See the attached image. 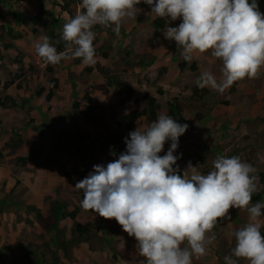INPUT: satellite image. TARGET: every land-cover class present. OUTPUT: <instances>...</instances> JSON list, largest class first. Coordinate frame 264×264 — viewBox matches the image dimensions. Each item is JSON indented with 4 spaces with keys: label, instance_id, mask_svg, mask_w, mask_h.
<instances>
[{
    "label": "crops",
    "instance_id": "crops-1",
    "mask_svg": "<svg viewBox=\"0 0 264 264\" xmlns=\"http://www.w3.org/2000/svg\"><path fill=\"white\" fill-rule=\"evenodd\" d=\"M136 7V16L123 22L118 35L114 33L119 38L115 43L109 42L106 48L101 49L104 46L103 43L108 41L105 39L97 42L94 47L97 63L90 67L87 80L84 81L82 77L85 67L82 62L76 64L73 63V59H68L64 61L61 68L56 69L57 72V70L68 68L71 78L72 75L75 76L63 86V91H61L63 92V104H59L62 105L60 109L57 104H53L57 97H53L44 104L41 101H44L43 98L35 97L32 102L33 108L29 111L28 116H25V112L21 110L0 109V115L4 116L0 117V122L3 123L4 128L9 132L17 131L24 141V145L14 153L5 149L4 157L0 161V200L2 201L0 204L2 210L0 212V250L2 247H7L12 252L5 258V264H12V260L15 261V264H23L22 252L32 243L40 248V252H45L40 247L42 245L41 235L44 234L42 228L35 222L32 212L28 211L27 218H25L26 214L23 209L30 205L44 212L48 203L43 202L41 197L49 196L51 199H56L59 191H62L63 194L60 193L58 199L67 204L69 211L78 208L75 219L77 222L92 228H98L101 225L102 228V232H99L95 237L102 241L99 246H94L93 242H90L94 246L90 249L91 245L82 243L73 249V259L71 261L62 259L61 264H131V243L137 244L135 238L124 232L122 226L114 218H104L101 221V216L98 214L84 211L80 206L83 193L76 190L74 186L93 171V165H106L114 159L110 155V148L117 154L125 151L126 145L123 141L131 132L127 127L130 119L121 123L120 127H117L116 124L129 113H126V109L129 111L136 109L135 99H141L147 94L154 97L159 104L160 113L158 115L167 113V99L179 98L183 104V120L177 122L186 123L189 127L185 134L179 138V147L174 153H182V157L177 161L180 174L187 168L189 162L193 167H197L188 169L189 176L194 171L206 174L211 170L213 162L218 157H226L227 153H229L227 157H233L243 156V153L251 151L252 157L255 160L258 159L259 165L264 164V119H262L264 117V67H261L256 78L245 77L235 82L224 93L206 88L209 91L207 97L190 100L192 85H195L196 79L202 72L210 71L218 81L222 79V63L212 57L209 50L203 54L194 53L192 61L187 62L188 67L193 63L197 65L196 72H191L188 68L181 71L179 64L182 61V49L177 48L175 41L170 42L163 36V32L167 30L166 20L163 18L164 27L157 33L152 22L158 17L150 13L151 6L141 3ZM180 22L178 19L169 26H178ZM129 29H131L130 32ZM126 38L130 39L128 46H125ZM128 47L130 48L128 49ZM97 49L99 50L97 51ZM111 49L113 53H111ZM103 53L112 55L103 57ZM116 53H121L122 58L120 57L119 66H116L115 70L112 68L111 62L118 59ZM140 58H144L143 68L149 62L148 60H153V63L149 67H145L146 69L136 67L135 64L140 61ZM39 60L37 59V63ZM127 62L130 66L124 68ZM42 65L44 66V64ZM97 65L107 69L111 78L116 79L115 85L107 86L105 84L104 78L97 70ZM55 77L58 79L56 73ZM112 83L114 84L113 81ZM73 87L79 92L81 91L82 95L89 94L92 104L99 107V120L95 126L86 123L83 117L67 104L71 102ZM126 87H130L134 91L133 99L126 100L123 105L119 106L120 100H125L124 88ZM180 87L182 91H180ZM151 89L155 92H149ZM159 90L163 92L162 95L158 93ZM11 92L9 89L8 93L13 95ZM117 93H120V96ZM154 93H158V95L155 96ZM179 93L184 95V98H181ZM18 95L21 97L27 95L28 97L29 93L24 91L23 95L20 93ZM158 96L164 101L165 107L159 102ZM214 98H217L219 102L222 101V105L219 103V106L216 105L211 109L210 102ZM195 103L197 105L199 103L200 109H195ZM65 107H69L75 114L69 112ZM109 107L115 109L107 111ZM45 108L47 109L45 110ZM198 113L201 116L204 115L199 120L195 118ZM12 115L16 117L14 121L17 125L8 127L7 122L3 119L9 116L12 121ZM30 119L33 120L31 123ZM150 124L145 116H140L133 122L132 131L138 126L143 130ZM79 132L85 137L81 138L82 136L78 135ZM60 134L65 137L73 134L76 140L69 142L66 139H61ZM9 139L10 136L5 137L4 142ZM39 142H41L44 155L48 158L49 164L46 169H36L32 162L21 166L14 161L17 157H25L28 149ZM169 143L165 144L164 152L160 153L161 156L167 151ZM231 143L235 145L232 151H230ZM237 144H240V147ZM246 162L248 163L247 160ZM62 170L64 171L62 172ZM256 189L261 190L262 188ZM75 192L78 194L74 197ZM72 196L74 199L71 198ZM22 202L24 203L23 207L20 205ZM261 203L264 204V201ZM21 214L22 216H20ZM228 215L231 216V220L226 221L224 218H219L214 228L206 234L209 239L206 244V255L202 257L209 258V254H211V259L216 262L217 260L225 261L222 254H227V248L229 249L235 241L233 233L248 222L249 216L246 209L235 208H230ZM72 223L71 220L61 223L62 227L67 230V239L70 237L69 230ZM260 223L264 225V216L260 218ZM222 236L224 237L222 238ZM46 239L48 238L45 237ZM126 246L130 247L129 250ZM221 249L222 253L219 252ZM121 254H129V256L122 257ZM50 259V254L47 253L42 259L43 262L36 261V264H47Z\"/></svg>",
    "mask_w": 264,
    "mask_h": 264
},
{
    "label": "clouds",
    "instance_id": "clouds-1",
    "mask_svg": "<svg viewBox=\"0 0 264 264\" xmlns=\"http://www.w3.org/2000/svg\"><path fill=\"white\" fill-rule=\"evenodd\" d=\"M141 3L166 20L164 39L176 42L184 61L210 50L222 63V79L204 71L195 81L199 89L224 93L245 77L256 78L264 67V14L258 0H81V11L63 25L62 39L70 51L58 52L42 35L34 42L35 53L46 65L80 58L85 66H94L93 28L114 25L118 35ZM178 19V26H169ZM188 127L160 114L143 130L138 126L131 131L125 151L117 154L110 148L114 159L93 165L75 184L83 193L81 208L114 218L137 241L142 264H193V258L206 255V234L219 218L231 220L230 208L246 209L248 222L233 233L235 246L225 264H239L240 259L264 264V204L249 206L257 190L255 168L238 156L218 157L206 174L194 171L189 176L188 169L197 168L191 162L180 174L177 161L182 153H174Z\"/></svg>",
    "mask_w": 264,
    "mask_h": 264
},
{
    "label": "trees",
    "instance_id": "trees-1",
    "mask_svg": "<svg viewBox=\"0 0 264 264\" xmlns=\"http://www.w3.org/2000/svg\"><path fill=\"white\" fill-rule=\"evenodd\" d=\"M7 1L8 0H0V6L3 9L4 8L6 9V11L4 13H1L0 16L3 17L7 15L8 17H10L11 21L13 22V26L7 25L6 28L0 27V65L6 58V55L3 54L1 48L3 47L7 51L14 52L17 50L15 41H19V39L23 37L22 32H19L17 27L29 28L31 29V32L34 34L37 33V31H39L38 28H40L44 31V35H47L49 37V42L57 48L58 52L70 51L69 49L66 48V42L62 39L63 25L69 22L70 19L76 15V13L73 10L75 7H78L79 11H81L80 8L81 0H58V2H55V0H37V9L35 10V13L31 16L13 8L12 4L6 3ZM45 1L51 2L53 8L51 7L50 9H48L44 4ZM72 5L73 7L71 9ZM57 8H59V11L57 10ZM152 24L155 29V32L158 33V30L160 29L162 30L164 27V20L163 18H157L152 22ZM112 27H114V25ZM112 27L105 28L103 26L97 25L93 28V31L94 33L107 34L111 32ZM4 35L9 37L11 40L9 41L4 40ZM97 37L100 40L101 36L98 35ZM98 38H96V40H98ZM103 48L104 46L101 47V49ZM98 50L99 49H97V51ZM127 54H129V52H127ZM102 55L103 57L109 56L108 53H103ZM21 58L22 55L17 58V63L19 65L22 62L21 60H23ZM40 61L41 63L44 64V69L40 70L38 81H41L45 75L52 74V76L48 79L47 88L40 86L39 89L34 92V94L30 93L28 97L27 95L21 97L18 94L10 95V93H8L9 89H11V87L15 85L14 80H11L9 82L0 81L1 110H8V109L21 110L25 112L24 113L25 116H28L29 111L33 108L32 102L34 101L35 97L43 98L45 101L48 102L53 97H58L59 96L58 94L61 91H63V88L59 85V80L55 77V73H56V69H59L63 66L65 60H62L58 65H46L41 59ZM143 61L144 58H140V61H138L135 64L136 67H140L144 69L145 67L147 68L153 63V60H148L149 62L146 63L145 67L143 68V64H144ZM73 63L76 64L81 63V59L73 58ZM125 64L127 65H125L124 68L130 66L128 62ZM96 67L98 72L104 78L105 84L107 86L115 85L116 79L114 77L111 78L112 76L108 74L107 69L98 65ZM30 68L31 70L33 69V67ZM187 68L191 72L197 71V65L195 63H193L190 67H188L187 62L184 61L182 58V61L179 64V69L181 71H184ZM90 70L91 68L89 66H85L82 72L83 74L89 73L88 71ZM22 72L26 73V70ZM112 81L114 82V84L112 83ZM72 86H74V84H72ZM124 91H125V100L121 99L119 102V106L123 105L126 100L133 99L134 91L132 90V88L126 87L124 88ZM80 92L73 87V92L71 96L72 97L71 109L73 111L78 112L83 117L86 123H88L91 126H95L99 120V113H98L99 107L92 104V98L89 96V94L85 93L82 95ZM158 93L160 95L163 94L161 90H159ZM117 94L120 96V93ZM208 95H209V91L207 89L205 88L199 89L195 85L192 88V94L190 100L193 98L202 99L204 97H207ZM141 101H143V107L139 109L138 106L136 107L135 110H131L128 114H126L122 119H120L117 122L116 124L117 127H120L121 123H123L127 119H130V122L128 123L129 125L127 127L128 130L132 131L133 122L140 116L147 117L149 123H152L154 120H156L158 116V111L160 110V106L157 103L156 99L147 94L143 96L141 99H135L134 103L137 105ZM60 104H63V100H61ZM182 105L183 104L179 98L167 99L168 111L166 115H170L172 118L176 119L177 121L183 120ZM112 109L115 108L109 107L107 111L109 110L111 111ZM203 116L204 115L201 116V114L198 113L195 115V118L199 120ZM32 121L33 120L30 119V123ZM78 135L82 136L81 138L85 137L81 132H79ZM7 136L8 137L10 136V139L9 141L4 142V138ZM59 137L61 139H66L69 142L71 141L75 142L76 140V137L73 134H70V136H66V137L63 134H60ZM23 145H24V141L18 135V132L7 131L4 128L3 123L0 122V161L4 157L3 151L5 149H9L10 153H14L17 149L21 148ZM14 161L21 166H26L27 163L32 162L36 169H46L49 164L48 158L44 155L43 150L41 148V142L30 147L25 157H17ZM63 171L64 170H62V172ZM257 179L259 184H261L262 189L256 190V192L253 193L252 201L250 202V205L255 204L257 202L261 203L262 201H264V173L258 174ZM47 203H48L47 208L44 212H42L39 209H35L33 206L28 207L29 208L28 211L34 214L35 222L42 228L44 232V234L41 235L42 245L40 247H42L45 250V252H40L39 251L40 248L33 244L28 245L22 252L23 264H36L38 261L43 262L42 259H44V256L47 255V253L50 254L51 257L50 261L47 262V264H61L62 259H67L68 261H71L73 259L71 253L73 251L72 249L76 248L82 243H88L90 246V240H92V237H97V234L99 232H102L101 225L98 228H95L94 230V228L92 227H88L77 222L75 219L78 213V208H74V210L69 211L67 204L60 199H54V200L51 199ZM23 204H24L23 202L20 203L22 207ZM0 212H2L1 209ZM103 219L104 217H101V221ZM67 220H71L73 222L72 227L69 230L70 231L69 239L66 238L65 232L67 230L65 229V227H62L61 225L62 222ZM27 223L30 224L29 221H27ZM262 233H264V227H262ZM45 237L48 238L46 239L47 241L45 240ZM232 249L231 251H229V253L232 252ZM11 253L12 252L10 249H8L7 247H2L0 250V264H5V258ZM37 256H38V260H37ZM11 263L15 264V261L12 260Z\"/></svg>",
    "mask_w": 264,
    "mask_h": 264
},
{
    "label": "rangeland",
    "instance_id": "rangeland-1",
    "mask_svg": "<svg viewBox=\"0 0 264 264\" xmlns=\"http://www.w3.org/2000/svg\"><path fill=\"white\" fill-rule=\"evenodd\" d=\"M55 2H58V0H55ZM6 3L12 4L13 8H15V9L21 11V12H24V13H26L29 16L33 15L35 13V10L37 9V0H8ZM44 4H45V6L48 9H50L52 7V3L51 2L45 1ZM258 5H259V11L262 14H264V1L263 0H258ZM72 7H73V5L71 6V9H72ZM57 10L59 11V8H57ZM73 10L77 14V12L79 11V8L78 7H75ZM5 11H6V9L5 8L3 9L0 6V14L1 13H4ZM7 25L13 26V22L11 21V18L8 17L7 15H5L3 17L0 16V27L6 28ZM17 29L19 30V32H22V34H23V37L20 38L19 41H15V45L17 47V50L13 52V51H7L3 47L1 48L3 54L6 55V58L1 63V65H0V81L1 82H9L11 80H14L15 85L12 87V89H10L12 91L11 93H13V94H15L17 92V94L20 93V94L23 95L24 94V91L26 93H29V94L30 93H33L34 94V92L36 90H38L40 86H42L44 88H47V86H48V79L52 76V74L45 75L41 81H38L39 74H40V70L41 69H44V66L42 65L43 63H41V61L39 60V57L36 55L35 49H34L33 45H34V42L37 41L40 36L44 35V31L42 29L38 28L39 31H37V33L34 34V33L31 32V29H29V28L17 27ZM130 31H131V29H129V32ZM98 35L101 36L100 37V41H103V40L106 39L108 42L115 43L119 39V38H117L115 36L114 32L112 31V28H111V32L110 33H107V34H105V33L104 34L95 33V39H94L95 41H93L94 47L97 44V42H99V38L97 37ZM130 36H128V37H130ZM96 38H98V40H96ZM4 40L9 41L11 39L9 37H7V36L4 35ZM125 40H126L125 41V46H128V43H129V40L130 39L126 38ZM108 42H104L103 43L104 44V48H106ZM129 48L130 47H128V49ZM111 53H113L112 52V49H111ZM21 55H22V58L21 59H23V60H21L22 62L20 61L21 64L19 65L17 63V58L19 56H21ZM108 55L111 56L112 54L108 53ZM116 56L118 57V59H116V61L111 62V66L115 70H116V66L117 67L119 66V60H120V57L122 58V54L121 53H118V54L116 53ZM37 59L39 60V63H37L38 62ZM30 67H33V69L31 70ZM25 70H26V73L25 72L23 73L22 71H25ZM21 75H22V77H21ZM56 76L60 80L59 81V85L62 88H63V86L65 84H68L70 82V80L73 79V77H75L74 75H72L73 77L71 78V72L69 71L68 68H66L64 70H57ZM82 77H83V80L85 81V80L88 79V74L87 73H84L82 75ZM155 83H156V81H155ZM17 85H18V87H17ZM194 86L192 85V88ZM155 89H156V92H157V89H158L157 84H156V88ZM179 89H180V91H182V88L181 87ZM149 92H155V90L151 89V90H149ZM62 95H63V92H60L59 93V96L57 97V99L53 103L54 105L57 104V106H59V109L62 106V105H59L60 102H61V100L63 99ZM154 95L157 96L158 93H154ZM179 96L181 98H184V95H181L180 93H179ZM158 100L165 107V103L162 100V98L158 96ZM211 100H213L212 102H210L211 109L214 108V106L218 105L219 103H220L219 105H222L221 104L222 101L219 102L217 98H214V99H211ZM41 101H42V104L46 103L45 100L44 101L41 100ZM67 104L70 105V107L72 106L71 102L70 103L68 102ZM136 106L137 107L139 106V109H140V108L143 107V103H138ZM194 106H195V109H200L199 103H198V105H197V103H195ZM41 108H42V105H41ZM46 109L47 108H45V110ZM66 109L69 112H72V110L69 107H67ZM126 110H127L126 113L130 112L128 109H126ZM202 110H204V109H202ZM159 111H158V114L160 113ZM72 113L75 114L74 112H72ZM189 113L190 112H188V114ZM12 116H13L12 121H10L11 120V117H9V116L6 119H3V121L7 122L8 127L17 125V124H15L16 121H14V120H16V117L14 115H12ZM0 117H2V116L0 115ZM262 119H264V117ZM26 120H29V119H26ZM146 120L149 123L147 117H146ZM259 139H261V138H259ZM237 145H238V147H240L239 146L240 144H237ZM234 148H235V145L232 144V147H231L230 151H232ZM263 152H264V150H263ZM228 154L229 153H227V155ZM251 154H252L251 151H249V152L247 151V152H245V153L242 154L243 156H238V157L242 161H244V162H246V160H247L248 163L251 164L255 168L256 171L254 173H252V175L256 177V180H255L256 188L261 189V184H259L258 179H257V176L260 173H264V164H260L259 165L258 159L255 160V158H253ZM227 155H226V157H227ZM60 193L63 194L62 191L57 192L56 199L59 198ZM76 194H78V192H75L73 196L75 197ZM0 195H1V191H0ZM73 196L71 198H73ZM7 197H8V195H7ZM41 198H42V201L45 202V203L48 202L49 200H51V197H49V196L48 197L42 196ZM68 198H70V197H68ZM0 204H2V201L1 200H0ZM28 207H30V205H28L25 209H23V211H25V214H26V217L25 218H27V212L29 210ZM20 216H22V214ZM94 230H95V228H94ZM223 237L224 236H222V238ZM90 242L91 243L93 242L92 244L94 246H99L102 241L100 239H98V238L95 239V237H92V240H90ZM234 244H235V241L232 243V245L229 247V249L227 248V251H228L227 254L226 253H224L225 255L222 254V257L225 258L226 256H230L231 255V252L229 253V251H231V249L234 247ZM135 245L131 243V264H142V258L136 252ZM94 246L91 245V249ZM126 248L129 250L130 247H127L126 246ZM215 251H217V250H215ZM219 252L222 253V249L219 250ZM71 253H72V256H74V252L72 251ZM208 253H209V250H208ZM217 253H218V251H217ZM126 254H121V255H122V257L129 256V254L128 255H126ZM210 255L211 254H209V258L200 257L197 260H195V258H193V264H225V261L224 260H220V261L217 260V262H216L215 260L211 259ZM111 257H112V255L110 256V259H111ZM242 263L243 264H248V262L246 260L241 259L239 261V264H242Z\"/></svg>",
    "mask_w": 264,
    "mask_h": 264
}]
</instances>
